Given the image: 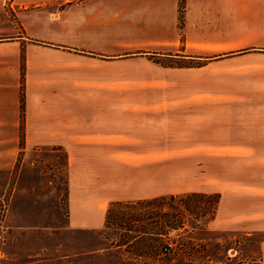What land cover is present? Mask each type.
I'll return each instance as SVG.
<instances>
[{
	"label": "rangeland",
	"instance_id": "rangeland-1",
	"mask_svg": "<svg viewBox=\"0 0 264 264\" xmlns=\"http://www.w3.org/2000/svg\"><path fill=\"white\" fill-rule=\"evenodd\" d=\"M81 1L0 0V40L25 35L21 19L67 21L68 5ZM196 1L205 7L201 14L191 5L199 12L193 17L209 25L197 31L204 42L177 53L141 50L137 55L145 58L123 67L125 75L138 69V78L124 77V94L76 95L77 103L100 104L90 110L94 122L124 129L101 142L108 192L112 186L118 195L107 204H114L108 225L114 228L71 226L67 153L45 147L29 154L26 170L23 155L11 171L0 170V264H261L264 230H255L264 228V116L248 115L262 126L252 120L246 148L227 147V130L245 117L230 110L236 97L243 103L245 65H264V0ZM183 6L184 0L180 16ZM250 51L254 59L238 57ZM34 54L51 56L39 48ZM26 69L23 64V75ZM168 76L172 86L164 93L126 90L147 85L141 78L157 87ZM253 76V85H264V73ZM174 101L185 104L168 109ZM169 196L177 204L165 203ZM165 218L177 229L165 226Z\"/></svg>",
	"mask_w": 264,
	"mask_h": 264
},
{
	"label": "crops",
	"instance_id": "crops-1",
	"mask_svg": "<svg viewBox=\"0 0 264 264\" xmlns=\"http://www.w3.org/2000/svg\"><path fill=\"white\" fill-rule=\"evenodd\" d=\"M181 2L183 0H83L68 5L67 21L37 15L24 23L21 19L25 35L0 40V170L11 171L19 156L23 155L25 162L29 154L45 147L50 151L64 150L68 201L74 207L69 219L74 228L103 227L108 200L117 199L118 195L112 186L113 191L108 192V155L106 145L101 142L108 141L109 132L120 135L124 132L120 124L110 129L106 122H94L90 110L100 104L77 103L76 95L124 94V77L138 78V69L125 75L123 67L145 58L137 55L141 50L177 53L182 52L180 46L186 50L187 45L204 42L206 37L198 35L197 31L209 25L193 14H199L198 8L203 14L205 6L196 0H184L185 14L180 16ZM193 4V8L198 7L195 11ZM210 8L206 13L213 12ZM110 14H115V21L108 20ZM256 46L252 44L251 49H257ZM38 48L51 52V56L35 55ZM259 50L262 49L255 51ZM252 52L238 57L252 60ZM23 64L27 68L24 75ZM244 68L245 79H250L245 80L243 103L236 97L239 102L230 104V110L235 114L240 109L245 117L228 126L227 147H235L236 143L248 147L247 136L253 120L248 115L254 112L259 117L264 116V96L258 97V93L264 94V85L257 87L255 81L253 85V74L262 77L264 65H245ZM169 78L158 80L161 84L157 87L150 84L154 81L141 78L137 82L148 84L126 90L131 94L164 93L166 87L172 86ZM168 104H172L168 108L172 109L173 105L185 103ZM260 119L253 120L259 128ZM152 124L155 125V121ZM132 131L139 132L134 128ZM257 131L259 134V129ZM166 132L169 131L160 130V133ZM28 166L26 161L23 170ZM261 230L264 228L255 231ZM259 251L260 263L264 264V240L260 242Z\"/></svg>",
	"mask_w": 264,
	"mask_h": 264
},
{
	"label": "trees",
	"instance_id": "trees-1",
	"mask_svg": "<svg viewBox=\"0 0 264 264\" xmlns=\"http://www.w3.org/2000/svg\"><path fill=\"white\" fill-rule=\"evenodd\" d=\"M137 202V201H136ZM118 203H120V202H118ZM132 202H129V204H131ZM165 203H168V204H171V205H174V204H177V202H176V200H175V197L174 196H169V197H166L165 198ZM114 204H111L110 206V208L109 209H107L106 210V214H105V219H104V225H105V228L107 227H109V228H114V227H112V226H108L109 225V220L110 219H112L113 220V218L114 217H112V212H113V210H114V207L112 208V206H113ZM116 205V204H115ZM131 216H133L132 214H131ZM165 223H164V225L165 226H167L168 225V227L172 230H174V229H177V228H175V227H173V224H172V221L170 222V218L169 219H167V218H165ZM122 223V222H121ZM111 224H114L113 223V221L111 222ZM123 224V223H122ZM114 225H117V222H115V224ZM120 226H122V225H120ZM164 226V227H165ZM142 232H144V231H142ZM158 235H162V233H159ZM114 237H112V239H110L111 240V245H112V243L113 242H116L117 241V239L115 240V239H113ZM135 238V237H134ZM117 245H120V244H117ZM167 247V249H170L168 246H166ZM171 250V249H170ZM172 260L174 259L173 257L171 258Z\"/></svg>",
	"mask_w": 264,
	"mask_h": 264
}]
</instances>
